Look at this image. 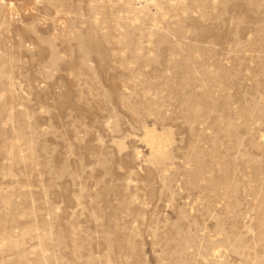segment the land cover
<instances>
[{"label": "rangeland", "instance_id": "374dc122", "mask_svg": "<svg viewBox=\"0 0 264 264\" xmlns=\"http://www.w3.org/2000/svg\"><path fill=\"white\" fill-rule=\"evenodd\" d=\"M0 264H264V0H0Z\"/></svg>", "mask_w": 264, "mask_h": 264}, {"label": "bare ground", "instance_id": "6f19581e", "mask_svg": "<svg viewBox=\"0 0 264 264\" xmlns=\"http://www.w3.org/2000/svg\"><path fill=\"white\" fill-rule=\"evenodd\" d=\"M144 139L155 153L165 155L166 144L169 142V137L166 132L159 134L154 130H147Z\"/></svg>", "mask_w": 264, "mask_h": 264}]
</instances>
